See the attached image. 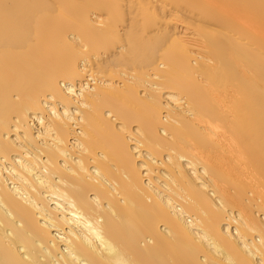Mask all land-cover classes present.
Wrapping results in <instances>:
<instances>
[{
	"label": "bare ground",
	"instance_id": "obj_1",
	"mask_svg": "<svg viewBox=\"0 0 264 264\" xmlns=\"http://www.w3.org/2000/svg\"><path fill=\"white\" fill-rule=\"evenodd\" d=\"M0 264H264V0H0Z\"/></svg>",
	"mask_w": 264,
	"mask_h": 264
}]
</instances>
